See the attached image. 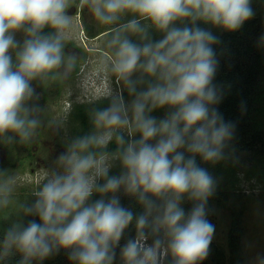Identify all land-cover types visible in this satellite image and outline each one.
Here are the masks:
<instances>
[{"label":"clouds","instance_id":"1","mask_svg":"<svg viewBox=\"0 0 264 264\" xmlns=\"http://www.w3.org/2000/svg\"><path fill=\"white\" fill-rule=\"evenodd\" d=\"M79 4L110 26L102 60L109 87L99 97L110 98V104L90 113L94 130L67 145L57 169L46 171L31 193L32 203L17 198L16 173L0 172V212L40 221H17L6 230L0 262L19 253L18 264H32L65 249L74 264H113L114 249L135 219L136 237L121 249L122 264H165L169 255L172 264H197L208 255L214 232L205 206L215 180L197 165L196 156L212 163L224 159L234 127L213 107L221 100L213 84L218 60L212 46L219 40L197 22L236 31L254 15L250 0ZM70 6L71 0H0V141L18 137L28 143L36 136L41 109L29 106L33 80L65 79L76 69V57L64 52ZM129 14L132 18L123 20ZM45 27L54 31L43 34ZM150 28L163 38L153 41ZM21 30L22 45L14 37ZM113 78L133 97L130 103L123 90L113 92ZM164 107L170 109L165 118L150 115ZM113 141L117 147L110 152ZM114 161L123 169L119 176H109ZM121 188L143 205L141 215L134 218L120 205L115 193ZM94 193L101 198L89 203ZM185 195L195 202L187 215L181 207Z\"/></svg>","mask_w":264,"mask_h":264},{"label":"trees","instance_id":"2","mask_svg":"<svg viewBox=\"0 0 264 264\" xmlns=\"http://www.w3.org/2000/svg\"><path fill=\"white\" fill-rule=\"evenodd\" d=\"M250 6L254 15L245 21L238 30L226 31L219 27L214 34L219 43L212 46L218 60L213 84L220 89L221 100L213 107L222 115L225 122L234 126L232 139L224 150L225 158L222 159L223 162L233 165L236 158L234 150L242 152L248 155L243 167L249 168L250 172L260 169L259 173L264 179V92L261 86V83L264 82V41L261 40V37H264V0H250ZM197 26L203 28V22H197ZM60 92L61 87L58 85L53 88H44L41 96L36 97L38 93L35 91L34 99L31 102L29 101V106L33 104L40 106L41 101H46L50 95L55 98V95L60 94ZM129 97L132 96L128 94L127 90L123 91V98L127 99ZM255 103H260V105L255 106ZM109 104L110 99H106L89 108L83 105L77 106L76 119L79 126L74 135L75 138L92 132L94 129L90 113L93 110L107 108ZM169 111L170 109L167 107L160 108L161 119L165 118ZM135 138L138 139L139 134ZM152 143H155V141H152ZM116 147L113 141L109 144L107 150L110 152L115 151ZM22 149L29 150L28 147H22ZM185 154L186 156L189 155L188 153ZM196 162L199 167L206 169L214 178L209 165L211 162L203 161L198 155L196 156ZM122 171L119 161H114L109 176H119ZM100 183H103V181L101 180ZM112 195L110 193L105 196V200ZM115 195L119 198L120 205L130 210L134 218L143 213V205L137 201L135 196L126 194L123 188ZM100 198L99 193H94L89 198V203ZM236 200L237 198L230 194V190L225 189L215 180L214 192L208 198L206 205L214 203L218 207L228 209L231 213V226L228 232L229 254L211 240L208 255L203 260L197 261V264H247L243 242L245 232L244 211L237 207ZM32 220L37 223L40 222L39 217L25 216L22 223L27 225ZM5 232L4 226L0 225V240L3 239ZM135 237L134 219L125 229L121 240L114 249L115 259L113 264H122L121 249L128 240L135 239ZM149 238L154 237L149 236ZM20 259L21 255L15 253L0 262V264H18ZM32 264H74V262L69 259V250L60 249L43 260H34ZM165 264H172L171 256H168Z\"/></svg>","mask_w":264,"mask_h":264},{"label":"rangeland","instance_id":"3","mask_svg":"<svg viewBox=\"0 0 264 264\" xmlns=\"http://www.w3.org/2000/svg\"><path fill=\"white\" fill-rule=\"evenodd\" d=\"M131 18L132 16L129 14L123 17V20L126 21ZM182 25L181 22H176V26L181 27ZM107 27L110 26L103 25V29H108ZM218 28L210 23L203 22L202 29L211 31L213 34L216 33ZM17 34H19L18 31L14 33V37L19 43L18 38H16ZM106 34L107 31H105L101 40L89 42L88 39H85V43L90 47L105 50L104 41ZM149 34L153 41L162 39L164 35L153 28L149 29ZM133 40L139 42L136 39ZM10 51L14 63L15 50ZM90 52L86 59L79 62L82 70L81 73L76 75L72 82L64 83L63 91L57 97L58 99L56 101H49L45 109L41 110L46 117L43 114L39 117L41 126L37 130L36 136L30 142L20 143L18 142V137L12 143L0 141V172L17 174L19 188L16 196L21 201H26L27 203L33 202L35 197L31 193L44 181L45 172L57 169L56 161L58 156L66 151L70 140L75 138L74 135L79 126L76 119V107L83 105L89 108L105 100V98H99L109 87L105 72L106 65L100 66L105 53L100 49ZM49 83L48 81L42 83L37 80L36 87L33 86V89L37 88V86L45 87ZM261 86L264 92V82L261 83ZM110 87L114 93L126 90L122 84L118 85L114 78L110 83ZM143 87L144 85H141L140 89ZM132 99L133 97L124 98L126 103H130ZM259 105L260 103H255V106ZM150 115L160 120L162 113H159V109H156ZM44 124H46V128H44ZM8 135L13 134L9 133ZM25 146L29 150L25 151L22 149ZM234 153L236 158L233 165L224 163V160L209 163L211 173L222 187L230 190V194L237 198V207L244 211L245 232L243 242L247 264H262V261H264V179L259 173L260 169L250 172L249 168L243 167L248 155L236 150H234ZM194 203V201L189 200L187 195H185L181 201V207L184 209L186 215L191 211ZM205 207L206 219L214 226L212 240L224 252L229 254L228 232L231 226L230 211L226 208L218 207L214 203L207 204ZM8 212L10 213L12 210H8ZM6 216L7 213L0 212V225L4 226L5 230L14 222L19 221L22 223L25 217L23 214L17 215L15 213H10Z\"/></svg>","mask_w":264,"mask_h":264},{"label":"flooded vegetation","instance_id":"4","mask_svg":"<svg viewBox=\"0 0 264 264\" xmlns=\"http://www.w3.org/2000/svg\"><path fill=\"white\" fill-rule=\"evenodd\" d=\"M67 15L71 16L72 23H71L70 29L67 31V34H66L64 52L66 55H73L76 57L77 59L76 69L65 79L48 80V82H50L49 85L45 87L37 86V88L34 89L38 93L36 95L37 97L38 95L39 96L43 95V89L46 87L53 88L57 85L61 87L60 94L55 95L56 96L55 98H53L52 95H50L46 101H41L42 106L41 105L39 106L41 110L45 109L49 101H56L58 99L57 97L61 95L63 91L64 83L72 82L75 76L81 73L82 70H81V65L79 62H82L84 59H86L91 53L90 51H96V49H100L102 52L105 53L104 49L90 47L88 46V44L85 43V39H88L89 42L93 40H101L105 31L108 30V29H103V25L100 24L98 21H96L95 17L90 12V10L86 7H83V8L80 7L79 0H71V6L67 9ZM53 31L54 30L51 29L50 27H45L43 29V34H46V35L51 34ZM18 33L19 34L16 35V38H18L19 43L20 42L22 43L24 39L26 38L25 33L23 32V30L21 32L18 31ZM132 38L136 39L135 37H132ZM14 63H15V60H14ZM100 66H102L101 63H100ZM36 81L37 80H33L31 82L32 87L36 85ZM106 99H109V98H105V100ZM42 114L46 117L43 111H40L39 117ZM45 121H48V120H45ZM44 128H46V124H44Z\"/></svg>","mask_w":264,"mask_h":264}]
</instances>
